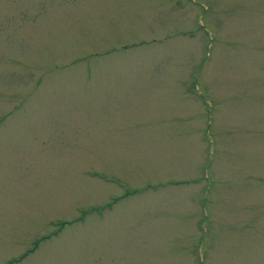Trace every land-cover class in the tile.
<instances>
[{
	"label": "rangeland",
	"instance_id": "obj_1",
	"mask_svg": "<svg viewBox=\"0 0 264 264\" xmlns=\"http://www.w3.org/2000/svg\"><path fill=\"white\" fill-rule=\"evenodd\" d=\"M0 264H264V0H0Z\"/></svg>",
	"mask_w": 264,
	"mask_h": 264
}]
</instances>
